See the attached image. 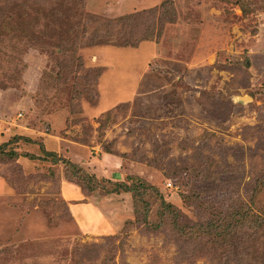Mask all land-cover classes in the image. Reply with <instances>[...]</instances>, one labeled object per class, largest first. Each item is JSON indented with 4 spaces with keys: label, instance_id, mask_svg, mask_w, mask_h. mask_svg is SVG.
I'll list each match as a JSON object with an SVG mask.
<instances>
[{
    "label": "rangeland",
    "instance_id": "374dc122",
    "mask_svg": "<svg viewBox=\"0 0 264 264\" xmlns=\"http://www.w3.org/2000/svg\"><path fill=\"white\" fill-rule=\"evenodd\" d=\"M48 1L0 0V146L34 142L2 147L0 264H264V0ZM164 3L157 42L89 45ZM43 151L153 189L80 198Z\"/></svg>",
    "mask_w": 264,
    "mask_h": 264
},
{
    "label": "trees",
    "instance_id": "16d2710c",
    "mask_svg": "<svg viewBox=\"0 0 264 264\" xmlns=\"http://www.w3.org/2000/svg\"><path fill=\"white\" fill-rule=\"evenodd\" d=\"M49 1L54 3L53 0H49ZM53 5L55 6V4H53ZM82 5H83V3H82ZM165 6H167V3H164L161 5V7H160L161 11H158L159 9L154 8V9H151L148 11H142V12H139L136 14L125 15V16L119 17L117 19L107 21V23L105 25L106 29H109V31H110L112 29L119 28V30L117 29L116 32L107 33V35L97 36L94 39L96 41L90 40L92 38L90 36L89 37V40H90L89 45H92V46H94V45H110V46H113L116 48H136L139 45V43H142L143 41H155V42H157L158 38L160 36V31H157L156 33L153 32V30H152V27H154L153 20L158 19L159 24L162 23V19H159V18H160V16L162 18V15L164 13L163 9ZM64 9H65V7H64ZM73 9L75 11H77V13H76L77 17L76 16L75 17L77 18L78 22L80 24L83 23V20H85V19H83L84 17L82 18L81 16L82 15L88 16V15H85V13L82 9V6H79V8H77V6L76 7H70V8L67 7L66 11L68 10V12L70 13V12H72ZM49 11H51V14H55V8H50ZM60 16H61V18H63L62 14ZM164 16H165V18L168 19V22L172 21L171 13H168V11L165 12ZM88 17H90V16H88ZM147 17H148V19L152 20L150 23H148L146 21ZM42 23H44V20ZM133 25H136L137 28L143 29L142 30L143 32L141 33V35L137 39L133 38L136 35V32L131 30L133 28ZM129 31H132V33H130ZM95 70H96V74H97L96 77L99 78L101 73H102V70L101 69H95ZM68 75L69 76L65 77L62 80V82H60V83H62L63 85H66L68 83L69 79L71 78L70 77L72 75L71 71H69ZM73 78L74 77H72V79ZM75 87L76 86L73 83L72 84V93H73V91L75 92ZM20 140H23L24 142H27V143H32V144L34 143L30 139L24 138V137L12 138L8 143L0 146V158H1V160H3L2 158H5V159L10 160V161L18 159L19 156L17 155V153H15L13 150L4 151L2 147L9 145V144H12V143L16 144ZM42 154L45 157L52 158L54 163L61 162L65 165H67L68 167L77 170L76 172L79 174V178L81 180L78 183H76V185L78 186V188L81 190V192L85 196H92L94 193H96V191L98 189L102 190L103 188H100L99 183H104V182L109 183L111 185L113 184V189L106 190L105 194H104L105 196L118 195L119 193H123V194L131 193L132 195L136 194V196H139V195L146 194L149 190L153 189L152 186H148L145 182H143V180L141 181L136 177H129L128 176L126 178V183L128 182V178H129V181L132 182L130 185L128 183L126 184L123 182L112 183L109 180L105 181V180L97 179L95 177V175L87 172L86 170H83V168L71 163L70 161H68L64 158L58 157L57 154H55L53 152L43 151ZM6 157H8V158H6ZM23 157L28 158L29 160H39L38 158H35V157L30 156L28 154L23 155ZM165 207L170 208V206H168V205H165ZM243 218L245 220H246V218H248L247 213L244 214L243 216H240L239 214H237L236 215L237 220H235V222L241 224V221L243 220ZM208 225H210V224L208 223ZM176 226L178 227V229H177V227L175 229L180 236H182V235L188 236L189 231L194 232L195 230H199V229H202L201 233L204 234V236L208 235L207 232H209V229L206 226L203 227V226H197V225H189V226H184L185 228L183 227L182 229L180 227H182L183 225H178V223H177ZM189 234H191V233H189Z\"/></svg>",
    "mask_w": 264,
    "mask_h": 264
},
{
    "label": "crops",
    "instance_id": "0c3cea01",
    "mask_svg": "<svg viewBox=\"0 0 264 264\" xmlns=\"http://www.w3.org/2000/svg\"><path fill=\"white\" fill-rule=\"evenodd\" d=\"M100 76H102V73H101V75ZM99 78H101V77H99ZM100 80V79H99ZM138 83L136 82V85H137ZM98 88H99V86H98ZM99 92V91H98ZM97 93V92H96ZM99 96H100V92H99ZM127 103H129V100H127L126 101ZM126 102H124V103H126ZM111 110V109H110ZM107 111H109V110H107ZM14 138V137H13ZM12 139V138H11ZM10 139V140H11ZM23 157V156H22ZM23 158H25V157H23ZM77 160L79 159V158H76ZM98 159V158H97ZM103 160H105V159H109V158H102ZM18 160V159H17ZM72 162V161H71ZM73 164H75L74 162H72ZM79 164V166H83L82 165V163H80V162H78ZM87 165H89L88 163H86ZM75 165H77V164H75ZM85 165V164H84ZM84 167V169H86L85 167L86 166H83ZM88 167H90V166H88ZM113 168V167H112ZM87 170V169H86ZM98 170H100V171H102V168L100 169V168H98ZM89 173L91 172L93 175L95 174L94 173V167H92L91 168V170H87ZM113 171H114V176H115V178H118V177H121V172H119L120 170L119 169H114L113 168ZM119 173H120V176H119ZM100 175H102V172H100ZM96 176H98V175H96ZM98 177H100V176H98ZM98 177H96V178H98ZM101 177H105V176H101ZM100 177V178H101ZM99 178V179H100ZM105 178H107V177H105ZM0 182L3 184V186H5L6 188H2V187H0V194H2V193H5V191H7V190H11L9 187H8V185L6 184V183H4L5 181H3V180H0ZM79 189V188H78ZM12 191V190H11ZM13 192V191H12ZM79 197L81 198H83L84 197V199H88V198H91V196H85L82 192H81V190L79 189Z\"/></svg>",
    "mask_w": 264,
    "mask_h": 264
},
{
    "label": "built area",
    "instance_id": "2783aa9c",
    "mask_svg": "<svg viewBox=\"0 0 264 264\" xmlns=\"http://www.w3.org/2000/svg\"><path fill=\"white\" fill-rule=\"evenodd\" d=\"M167 186H169V187H170L171 185L168 183V184H167Z\"/></svg>",
    "mask_w": 264,
    "mask_h": 264
}]
</instances>
